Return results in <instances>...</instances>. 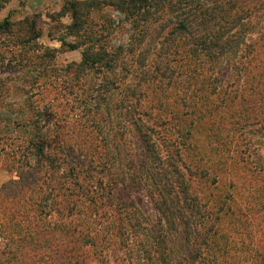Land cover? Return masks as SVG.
<instances>
[{"label": "trees", "instance_id": "trees-1", "mask_svg": "<svg viewBox=\"0 0 264 264\" xmlns=\"http://www.w3.org/2000/svg\"><path fill=\"white\" fill-rule=\"evenodd\" d=\"M254 12L264 13V0H71L56 15L70 17L65 33L54 38L50 31L60 49L36 42L42 30L33 19L0 22V34L16 35L24 49L43 50L39 76L52 73L67 83L46 103L0 110L3 153L30 169L0 189V214L6 218L0 225V264H89L88 245L103 252L113 243L128 251L132 241L139 264L203 259L220 216L203 221L206 202L192 187V168L182 162L181 142L175 139L185 134L164 135L159 122L142 111L137 87L163 84L179 45L195 59L213 62L240 48ZM78 49L80 61H58L57 52ZM136 69L137 84L127 85ZM255 69L264 79V58ZM7 90L0 79V98ZM68 96L70 110L81 109L80 123L64 115ZM242 100L257 108L247 96ZM126 188L149 194L159 215L156 223L116 199L115 193ZM78 215L94 217L96 231L84 227ZM216 261L210 255L206 263Z\"/></svg>", "mask_w": 264, "mask_h": 264}, {"label": "rangeland", "instance_id": "rangeland-1", "mask_svg": "<svg viewBox=\"0 0 264 264\" xmlns=\"http://www.w3.org/2000/svg\"><path fill=\"white\" fill-rule=\"evenodd\" d=\"M69 1L0 0V22L6 18L14 23L33 19L42 30L36 42L60 49V42L52 39L50 31L54 32V38L65 33L64 25L71 19L64 16L59 20L56 15ZM252 20L254 25L250 26L249 37L227 56L215 62L198 60L179 45L169 57L172 71L167 73L165 82L137 87L142 111L159 122L164 135L173 130L174 135L185 134L175 139L181 142L182 162L192 168V187L206 202L203 221L220 216L209 237V247H204L203 259L196 264H207L210 255L216 258V264H264V97H261L264 79L259 77L263 73L255 69L264 58V13L254 12ZM26 51L23 62L20 55ZM42 53L43 50L24 49L16 35L0 34V79L8 87L3 96L5 100L0 98L1 112L6 108L17 111L28 101L43 104L64 92L67 83L63 79L54 78L52 73L39 76ZM56 55L61 64L78 62L81 49L59 51ZM138 72L136 69L125 79L127 85L137 84ZM90 80L94 81L95 77ZM244 96L250 103L256 102L257 108L245 104ZM68 99L69 108L64 115L68 114L70 122L80 123L81 109L76 105L75 110H70L72 96ZM52 116L55 119L58 114L53 111ZM3 146L4 141L0 140V189L20 180L30 170L26 163L14 162L6 156ZM162 149L166 150L163 146ZM163 154L167 159L166 152ZM135 155L140 160L141 151ZM30 162L38 167L35 160ZM115 195L118 201L133 204L148 222L158 221V212L145 190L126 188ZM89 211L85 209V213ZM86 216L75 217L84 218L82 225L91 226L95 232V218ZM197 218L202 219L200 215ZM1 223L5 224L6 218L0 214ZM3 243L1 238L0 248ZM87 248L89 264H139L135 251L138 245L134 241L128 251L119 250L113 243L103 252L92 245Z\"/></svg>", "mask_w": 264, "mask_h": 264}]
</instances>
